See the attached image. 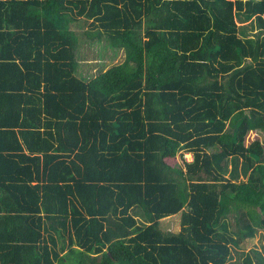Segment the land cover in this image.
Listing matches in <instances>:
<instances>
[{
  "label": "trees",
  "instance_id": "1",
  "mask_svg": "<svg viewBox=\"0 0 264 264\" xmlns=\"http://www.w3.org/2000/svg\"><path fill=\"white\" fill-rule=\"evenodd\" d=\"M81 19L124 53L88 78ZM259 230L264 0H0V264H228Z\"/></svg>",
  "mask_w": 264,
  "mask_h": 264
},
{
  "label": "rangeland",
  "instance_id": "2",
  "mask_svg": "<svg viewBox=\"0 0 264 264\" xmlns=\"http://www.w3.org/2000/svg\"><path fill=\"white\" fill-rule=\"evenodd\" d=\"M240 24V23H239ZM71 30H74L78 42L76 47V60L77 63V70L76 75L84 78H88L91 76L96 75L101 70H105L107 67L120 63L123 60L124 53L122 51H117L113 54V51L108 47L107 43L104 40L97 41V40H90L85 31L88 29L90 30L89 20L81 19L78 22L73 23L70 25ZM250 32H252L251 28H248ZM262 137L260 133L257 131H249L246 136V143H249L255 137ZM185 158L187 160H191L190 154H185ZM232 223V229H236L234 224V220L230 219ZM180 223V213L175 214L174 216H170L161 220L162 228L169 229L172 232H176L179 229ZM241 225H238L241 228ZM234 235V234H232ZM239 244L236 247L235 251L233 250V255L228 261V264H236L238 260H240L238 253L247 252L250 248H258L262 249L264 244V238L261 237V230H259L258 234L252 238H246L242 235L236 236ZM263 250V249H262Z\"/></svg>",
  "mask_w": 264,
  "mask_h": 264
},
{
  "label": "crops",
  "instance_id": "3",
  "mask_svg": "<svg viewBox=\"0 0 264 264\" xmlns=\"http://www.w3.org/2000/svg\"><path fill=\"white\" fill-rule=\"evenodd\" d=\"M174 216V215H173Z\"/></svg>",
  "mask_w": 264,
  "mask_h": 264
}]
</instances>
